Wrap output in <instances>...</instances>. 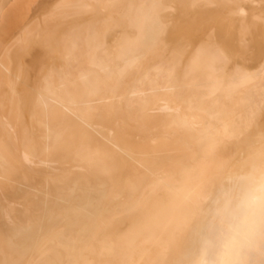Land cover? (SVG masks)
<instances>
[{
    "label": "bare ground",
    "instance_id": "6f19581e",
    "mask_svg": "<svg viewBox=\"0 0 264 264\" xmlns=\"http://www.w3.org/2000/svg\"><path fill=\"white\" fill-rule=\"evenodd\" d=\"M0 264H264V0H0Z\"/></svg>",
    "mask_w": 264,
    "mask_h": 264
},
{
    "label": "rangeland",
    "instance_id": "374dc122",
    "mask_svg": "<svg viewBox=\"0 0 264 264\" xmlns=\"http://www.w3.org/2000/svg\"><path fill=\"white\" fill-rule=\"evenodd\" d=\"M214 231L217 232L216 230H214ZM214 231H213V233H212V237H213V238H216L215 236H217V235H214ZM217 234H218V232H217ZM213 235H214V236H213ZM216 240L218 241V237H217ZM216 240H215V241H216Z\"/></svg>",
    "mask_w": 264,
    "mask_h": 264
}]
</instances>
